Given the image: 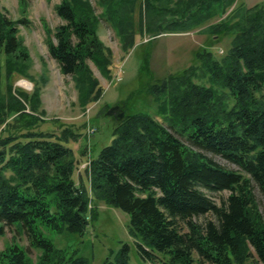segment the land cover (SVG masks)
<instances>
[{
  "label": "trees",
  "instance_id": "1",
  "mask_svg": "<svg viewBox=\"0 0 264 264\" xmlns=\"http://www.w3.org/2000/svg\"><path fill=\"white\" fill-rule=\"evenodd\" d=\"M234 2L97 0L99 13L90 0L55 6L61 23L54 29L44 24L46 44L60 72L73 81L83 110L104 90L91 64L112 77L113 53L98 34L101 19L124 50L142 30L156 36L198 28L212 41L230 36L223 56L203 46L194 63L149 84L157 103L153 115L126 114L116 104L112 139L89 155L84 169L88 185L73 178L80 162L67 145L80 138L79 130L66 124L57 131L41 129L47 118L41 88L35 84L29 94L14 86L20 76L32 78L18 29L28 21L11 18L0 4V235L15 225L39 252L33 260L11 242L0 249V264H90L54 246L39 225L81 234L96 218L99 201L128 215V234L150 264H264V217L252 185L264 192V4L225 14ZM19 4L24 11L26 0ZM223 190L228 194L220 204L208 195ZM103 264H135L129 245Z\"/></svg>",
  "mask_w": 264,
  "mask_h": 264
},
{
  "label": "rangeland",
  "instance_id": "2",
  "mask_svg": "<svg viewBox=\"0 0 264 264\" xmlns=\"http://www.w3.org/2000/svg\"><path fill=\"white\" fill-rule=\"evenodd\" d=\"M90 1L96 13H99L101 8L97 0ZM59 2L60 0H26V8L23 11L19 0H0V4L6 8L11 18L25 17L28 21L26 25L19 24L18 29L30 53L28 71L32 78L20 76L15 79L14 86L29 94L33 92L35 84L41 88V107L45 109V117H47L40 125L41 129L57 131L58 127L66 124L76 128L75 131L79 130L80 138L67 143L73 146L79 162H83L77 167L78 173L83 172V164L89 155L95 156L112 139V114L107 110L110 106L118 103L126 114L145 112L153 115L156 112L157 103L148 93L149 84L159 83L170 73L180 72L194 63V53L203 46H208L216 57H221L230 45V36L221 35L212 41L209 33L198 32V28L185 32H167L156 36L142 30L135 35L134 44L124 50L118 35L107 22L101 19L98 34L113 53L112 77L104 78L91 64L104 90L97 103L83 110L77 104V93L73 81L69 75L60 72L58 63L51 57L46 44L47 33L44 24L54 29L61 23L55 9ZM256 3L264 4V0H235L225 14L240 5L250 7ZM87 125L94 126L97 130L87 136ZM174 133L179 136L176 132ZM179 137L186 144L197 149L186 138ZM198 150L226 168L241 170L237 164L218 154L203 149ZM73 178L77 179L76 171L73 173ZM252 185L259 209L264 217V192L257 183L252 181ZM227 194L226 190L208 193L217 204H220ZM96 206V218L88 222L81 234L68 230L57 232L41 224L40 229L54 246L64 249L69 254L84 256L89 259L90 264H103L107 258L113 260L124 243L129 245L131 262L150 264L140 257L135 238L128 234V215L101 201L97 202ZM11 242L26 248L30 257L33 260L36 259L39 252L29 246L26 234L15 225L5 226V233L0 235V249ZM157 254L161 255L158 252ZM249 263L247 261L245 264Z\"/></svg>",
  "mask_w": 264,
  "mask_h": 264
},
{
  "label": "crops",
  "instance_id": "3",
  "mask_svg": "<svg viewBox=\"0 0 264 264\" xmlns=\"http://www.w3.org/2000/svg\"><path fill=\"white\" fill-rule=\"evenodd\" d=\"M83 162L80 161L79 165H81ZM76 175H77V179L76 181L79 183L81 178H83V181H86L87 185H88V181H89V178L86 174V172L83 170L82 173H78V169L76 170Z\"/></svg>",
  "mask_w": 264,
  "mask_h": 264
},
{
  "label": "built area",
  "instance_id": "4",
  "mask_svg": "<svg viewBox=\"0 0 264 264\" xmlns=\"http://www.w3.org/2000/svg\"><path fill=\"white\" fill-rule=\"evenodd\" d=\"M88 108V107H87ZM86 108V109H87ZM96 131V127H94V126H91V125H87V128H86V133H87V135L89 136V135H91V134H93L94 132ZM88 163H89V161L87 160L83 165V167H86L87 165H88Z\"/></svg>",
  "mask_w": 264,
  "mask_h": 264
},
{
  "label": "flooded vegetation",
  "instance_id": "5",
  "mask_svg": "<svg viewBox=\"0 0 264 264\" xmlns=\"http://www.w3.org/2000/svg\"><path fill=\"white\" fill-rule=\"evenodd\" d=\"M116 106V105H115ZM120 106V105H119ZM115 107V108H113L114 107V105H113V107H112V110H111V113L113 114V115H115V114H117L118 112H119V110H120V107Z\"/></svg>",
  "mask_w": 264,
  "mask_h": 264
},
{
  "label": "water",
  "instance_id": "6",
  "mask_svg": "<svg viewBox=\"0 0 264 264\" xmlns=\"http://www.w3.org/2000/svg\"><path fill=\"white\" fill-rule=\"evenodd\" d=\"M115 107H118V106H114L113 108H115ZM111 110H112V108H111V109H109V110H108V112H109V113H111Z\"/></svg>",
  "mask_w": 264,
  "mask_h": 264
}]
</instances>
